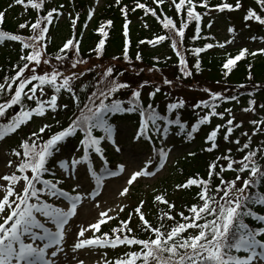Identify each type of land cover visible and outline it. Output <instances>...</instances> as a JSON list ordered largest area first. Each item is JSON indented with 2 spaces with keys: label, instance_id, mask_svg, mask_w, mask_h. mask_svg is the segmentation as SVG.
I'll use <instances>...</instances> for the list:
<instances>
[{
  "label": "snow or ice",
  "instance_id": "snow-or-ice-1",
  "mask_svg": "<svg viewBox=\"0 0 264 264\" xmlns=\"http://www.w3.org/2000/svg\"><path fill=\"white\" fill-rule=\"evenodd\" d=\"M115 2L120 4L121 0H115ZM163 2L164 0H153V3L157 6ZM173 3L178 14L186 7L188 18L197 22L198 34L201 17L194 10L193 0H178V2L173 0ZM43 4L44 0H12L8 7L30 5L33 9L39 10ZM201 4L204 7L208 6L206 0H201ZM255 4L259 6V11L251 7L248 8L244 20H255L260 25H264V0H255ZM216 7L220 10H231L233 7L240 9L242 4L241 0H235L234 5L232 3H221ZM135 8L142 9L146 13L150 12L154 17L157 16L155 10L147 7L140 0H135ZM55 12H57V9L52 8L46 15L38 16L30 24V29L34 33L32 36L23 37L8 31H0V42L5 40L19 41L22 45V53L26 49H32L20 56L22 63L13 66L16 69L15 73L10 77L6 76L4 78L5 82L0 83V96L5 97L0 102V118L5 121L0 122V141L15 133L22 125H26L34 116L44 117L49 109L53 113H56L60 107L67 109L68 104L61 106L58 103L62 90L70 95L79 111V115H75L66 127L61 126L60 130L51 133L47 139H44L42 134L50 131L51 125L45 123L38 130L32 131L28 138L22 139L18 145V148L23 150L22 152L17 149L12 150L13 155L21 157L20 162L15 165L20 175L13 172L10 175L0 176V179L7 182L6 185H0V189H3V195L0 196V264H57L56 258L61 253L67 255L64 248L66 226L69 224L70 219L78 214V206L84 198L82 194L77 192L81 185L77 183L75 188L67 191L61 186L63 178L56 180L44 178L45 173H52L53 176H56V173L48 167V164L61 151L62 143L67 138L77 135L78 132L83 133V138L80 140L83 154L79 158H70V161L61 159L59 161V169L72 173L76 171L78 165L86 164V173L90 174L95 181L96 188L99 189L104 183L105 176L103 174L118 176L125 171L123 164L118 166L117 171H112L107 167L108 160L105 157V150L101 146L102 141L105 140L117 144L114 138L116 127L109 122L111 115L117 113H138L140 123L139 131L135 137L137 140L143 137L150 141L153 136L160 135L164 137V140H167L169 127H162L159 121H163L168 126H178L179 130L185 132L188 138L191 139L193 134L198 132L200 125L209 123L211 117L219 116L223 119L226 113L229 116L231 115V109H225L223 112L217 111L219 107L218 101L237 100L236 95L224 96L220 92H213L205 88L204 91L209 93V99H202L192 107H202L208 109V112L200 116L190 130L186 131L187 126L182 122L179 114H176L174 119H169L167 115H161L152 103H149L147 107L142 106L141 89L150 84L149 80H144L136 88H131L130 84L115 79L114 67L108 66L104 69L100 79L96 81V90L87 96V102L83 103V107H79L81 99L74 90L73 82L83 77L86 72L71 71V69H76L78 64L85 63L79 57L78 41L68 39L54 57L61 65L66 64L68 61L71 62L70 69H65L68 72L67 75L55 65L51 67L50 71L45 70L42 74L38 71L41 64H50L51 57L44 58L46 45L43 41L45 34L49 30L48 24L51 23ZM120 12L124 14L125 7H121ZM5 15L4 11H0V25L3 24ZM91 15L92 12L90 11L89 18H91ZM42 22L44 23L42 24ZM73 23H75V20H73ZM105 23L110 25L111 21H106ZM127 25L128 20L125 17V51L123 54L125 61L129 60L127 54ZM162 25L164 29L168 30L169 34L154 36L147 43L170 41V47L179 57L180 70L183 76H191L193 73L180 51L183 46L186 22L182 20L179 27H177L171 18L164 17ZM18 27L24 29L29 27V24L25 21L20 23ZM98 31L103 36H107V33L103 31V25ZM228 31L233 32L234 29L230 27ZM197 38L198 35L192 37L194 40ZM232 42L230 40L225 43ZM104 43V39H100L96 44L95 53L97 56H100ZM70 46L74 49V56L72 57L66 52V50L70 49ZM213 46V44L208 43L203 48H195L194 52L199 54ZM223 46V44L219 45V47ZM258 51L264 54V48H260ZM246 54L255 56L256 52L249 53L248 49L243 48L234 58L229 57L222 65L223 69L227 70L224 75L227 76L236 61ZM112 59L115 60L117 57L114 56ZM136 59H141L139 53H137ZM154 59L158 60L155 57ZM193 67L196 71H199L200 61L197 60ZM248 67L251 68V65H248ZM91 70L89 68L86 71L90 72ZM154 70L159 71L156 65L148 69L149 72ZM163 84L172 85L173 81L164 78ZM45 85L53 90V94L48 96L47 99L43 98L47 96ZM121 89L130 90L131 96L127 106H124L122 100L112 98L113 94L118 93ZM83 90L82 86L81 91ZM160 91L161 88L159 86H154V91L150 92L149 96H155ZM37 92H39V95H37ZM27 102H33L35 106L28 105ZM255 103V100L250 99L248 101L249 106L245 107L243 111L255 112ZM185 104L186 102L183 99L170 102L166 106V111L172 113L174 110L184 108ZM15 105L21 106L20 112L9 116V110ZM260 107L264 108V105H260ZM234 119L232 117L226 121L225 141L229 140L235 128L241 127V124H234ZM250 123L255 126L253 135L256 132H264V119L252 120ZM222 127L224 126L217 125L207 134L206 141L210 142V147L206 149L207 151L211 152L218 147L217 136ZM97 129L103 133L102 136L94 135V130ZM243 135L248 136V133H243ZM250 140L251 138L249 137V142L238 148L240 152L248 150L241 159H233L231 155L218 156L208 165L207 179L189 177L183 183L176 184L175 187L177 189H185L196 185L199 189L197 192L198 203L188 208L189 215H185L184 212L178 213L182 219L179 222H174L170 229L162 231L163 224L159 227L153 226L145 217L143 212L145 202L141 200L133 209V212L129 213L128 219L121 221L120 228L111 230V233L114 234L111 238L109 233H103L102 238H80L84 237L86 231V229L81 228L77 240L71 246V250L76 252L85 247H104L106 245L115 248L118 244L141 246L140 251H128L123 258H117L114 264H138V261L141 264H149L150 258L155 259L156 264H264V215L258 214L254 210L255 205L264 206V191H253V189H259L261 185H264V165L255 159L258 152L264 154V149L251 150ZM235 143L239 145V139ZM115 151H121L120 147L116 146ZM155 151L159 157L157 169L159 170V168L164 167V161L168 158L171 149L166 150L165 147L161 146ZM90 152H94L103 161L100 173L93 167ZM228 152L231 153V149ZM189 155H195V153L190 152ZM219 161H225L226 164H220L218 163ZM7 163L9 166L12 165L10 160ZM147 163L152 164V160L149 159ZM28 171H30V175L26 174ZM226 171H233L236 175L234 178L228 179L223 175ZM152 175L154 173L149 171L147 165H145L131 174V177L127 180V185H132L138 177ZM214 178H218L219 183L213 186L212 181ZM17 181H22L23 184L20 192L15 191ZM37 185H42V187H37ZM128 192L129 187H124L120 195L124 196ZM42 195L63 198L68 201L70 207L67 209L56 207L42 200ZM96 195H98V192L93 193V199H95ZM10 197L15 198L10 199ZM33 199H35V203L31 202ZM154 201L163 203L168 209H174L175 207L165 199L164 195H155ZM38 215L44 219H39ZM133 215L138 217V226L141 230L151 234L149 238L115 235L121 231L129 233L133 231L129 226V221ZM99 216L100 219L96 223L89 225V228L99 230L100 225L106 219L110 220L113 218L108 216L107 212H101ZM162 217L173 221L175 219L171 212H163ZM247 218L260 222V226H250L246 222ZM48 224L53 225L54 228L47 226ZM189 229L192 230L191 234L188 232ZM163 253H167V257H164ZM78 264H83V261H79ZM104 264H109V262L105 260Z\"/></svg>",
  "mask_w": 264,
  "mask_h": 264
},
{
  "label": "trees",
  "instance_id": "trees-1",
  "mask_svg": "<svg viewBox=\"0 0 264 264\" xmlns=\"http://www.w3.org/2000/svg\"><path fill=\"white\" fill-rule=\"evenodd\" d=\"M67 3H69V0H65ZM208 1L207 5L209 8H213L216 6V4L221 3L222 0H206ZM228 3L235 4V0H224ZM140 2L147 5V7L152 8L157 12V16H152V14L146 13L142 9L135 8V0H124L122 2V6H125V4H128L131 9L125 8V14L128 21L137 20V19H144L145 24L147 25V29H144L143 26L141 29L136 30L133 29L130 32V47L127 50V54L130 58L129 64H123V54H124V48H123V37H122V22L124 19L123 14L120 12V6L112 7L113 4H110L109 7L106 9L104 8V13L99 18H102V22L100 25H103V31L107 33V36H103L101 32H97L95 30L91 33L90 29L87 31L84 27L85 18L83 16V7H84V0H73L72 1V8L74 10V14L77 12L79 13V19L78 23L75 27V33L73 36L74 41H78L79 45V57L85 61L83 64H78L76 69H71V71L81 72L85 71L86 74L81 77L79 80H76L73 82L74 90L77 92V94L80 96L81 104L79 107H83V103L87 102V96L91 94L92 91L96 90V81L100 79L101 74L103 73L104 69L108 66H112L115 69L114 78L121 81L126 82L130 84L131 88H136L139 84H141L144 80H149L150 84L146 85L143 89H141V92L144 90H147L148 97H147V104L144 100H141V104L144 107H147L149 103H152L154 107L157 108L159 113L161 115H167L169 119H174L176 114H179L181 117V120L183 123L186 124V131L190 130L191 127H189L190 120L192 118V112L190 111L192 106L196 103H198L200 100H208L209 99V93H206L204 91L205 88L210 89L213 92H220L224 96H230V95H236L237 100L232 101H218L219 107L217 109H221L224 107L227 102L228 104L230 102L239 103L242 102L246 105H248V101L255 100V102H261L263 104L264 102V58L263 57H247L246 59L243 58L240 61H237L235 65L232 67V70L228 73L227 76L224 75V72L227 71L226 69H223L222 65L225 63L226 59L223 55H219L216 51L213 52L210 49H205L199 54H196L194 52V49L197 47L203 48L205 44L209 43V40L205 36L204 31L201 30L197 34V28L194 23V21H190L186 24V27L184 29V38H183V46L180 48L181 54L184 56L185 60L187 61L189 69L192 71V75L188 77H184L180 66L179 68L176 67L177 60L174 58L175 63L172 62L173 67V74L170 70L164 69V64L162 62H158L157 59H154V56L151 51L148 50L146 47L147 45L144 43H141L142 40L146 39L148 40L151 38V35L153 33H158L159 30H161V24L159 23L164 19V17H169L173 20V22L176 23V26L179 27V23L177 22L178 16L175 13V10L173 8V3L170 0H166V4H160L161 7H156L151 1H145L140 0ZM197 3H199V0H196ZM242 3L245 5L250 4L251 8L256 9L257 6L254 2H251L250 0H241ZM3 1L0 0V11H3ZM51 7V2L49 0H44L43 6L39 9H33L30 5L23 7V9H26V15L24 19L29 18H37V16H43L45 12ZM52 9V8H51ZM197 12L200 13L201 17L204 15L203 12L205 10L196 7L195 9ZM247 10V8H246ZM76 11V12H75ZM6 13L4 17V22L2 25H0V31H8L10 33H13L14 29L16 28L19 19H17V13H18V7H13L8 9L7 11H4ZM245 14V9L243 8L240 13ZM240 13L237 16L240 18ZM78 14V13H77ZM227 16L229 19V14L223 13ZM159 17V20H158ZM231 17V15H230ZM111 21V24L108 25L105 22ZM137 27V26H135ZM27 27L24 28L21 31V35H24V32L26 31ZM143 30V31H141ZM93 31V30H92ZM160 32V31H159ZM67 33V32H66ZM162 33V32H161ZM51 34V31H50ZM164 35H168V33H164ZM174 35V33H173ZM198 35L197 39H192L193 36ZM71 36V35H70ZM104 37L105 43L102 45V50L100 56H97L95 53L96 44L100 41V39ZM62 40V39H61ZM61 40H58L57 36H54V42H52V48L48 47V58L50 59L49 65H44L46 69L51 70V67L53 65L57 66L60 71L64 72L65 75L68 74L67 71H65L66 68L70 69V61H68L66 64H59L55 59V55L57 54L58 45L61 43ZM141 43V45H139ZM161 45L165 49H168L169 51H173L170 47V41L165 40L161 42ZM4 50H1L0 52V83H4V78L10 77L13 75L16 71V69L13 67L14 65L21 64L22 61L20 60V56L17 57V53L15 52V56H11V49L5 46L3 48ZM68 55L70 57L74 56V49L72 46L70 49H68ZM174 52V51H173ZM172 52V54H173ZM136 53H139L141 56L140 60L136 59V56H134ZM176 53V52H174ZM174 55V54H173ZM117 57V59L113 60V57ZM200 61V70L196 71V69L193 67L196 64V61ZM133 61V64H132ZM119 63V64H118ZM153 65H156V68L159 69V71L154 70L153 72H149L148 69L152 68ZM248 65H251V68L248 67ZM91 68L92 70L90 72L86 71L87 69ZM132 68V69H131ZM250 73V78H249ZM168 78L173 81L172 85H164L163 79ZM84 79L86 81L84 82ZM9 82H11L9 80ZM243 85V87H241ZM83 86V91H81V87ZM154 86H159L161 88V91L157 93L155 96H149V93L154 91ZM15 87V85H14ZM13 87V91H14ZM102 87V85H100ZM27 90V89H26ZM45 91L47 93H51L52 89L49 87H45ZM115 97L118 99L124 100L130 98V90L129 89H121L118 91V93L114 94ZM5 97L0 96V102L3 101ZM180 99L185 100L186 104L185 107L179 110H174L172 113H168L166 111V106L170 102H176ZM28 103V102H27ZM58 103L62 106L64 104H68V108L64 109L63 107H60L57 109V112L61 114V117L64 119H68L71 117V115H79V111L77 108L76 103L70 98V95L67 92H64L62 90ZM227 104V105H228ZM124 106H127V104H124ZM248 107V106H247ZM195 109V108H194ZM244 109V108H243ZM206 111V110H204ZM202 111V113L204 112ZM11 113V109L9 110V116ZM261 113H264V110H261ZM119 117L122 119L125 116H127V119H130L132 121H137L140 117L138 113H132V114H126V113H120ZM126 114V115H124ZM255 117L260 118L256 112H254ZM73 117V118H74ZM3 119L0 118V122ZM253 120H256L255 118ZM163 122V121H161ZM164 123V122H163ZM179 130L178 126L171 125ZM245 126H242L241 128H244ZM202 129V128H201ZM198 130V132L193 134V138L189 139L188 136L185 134V132H182L181 135L183 136L185 142L189 143L192 140H198L199 145L195 150H193L191 153H195V155H188L183 159V161H179V164L181 166V173L182 177L173 182V186H176L178 183H183L186 181L189 177L192 178H204L207 179V171H208V165L213 160L216 159L218 156L222 155H231L233 159L239 160L242 158L244 154L248 150H244V152L238 151V148L242 147L244 143L249 142L250 140V149L251 150H257V149H264V137H258L257 134L253 135L252 131L250 134V129H244L245 132H238V128L235 129V131L231 134V141L234 144L237 139H239L240 144L238 148H232L230 147L231 142L225 143V145H221L222 138L220 137L217 141L218 147L216 149H213L211 152L207 151V147L205 146V143L203 142L204 139H206L207 134L206 132H203V130ZM238 132V133H237ZM240 133V134H239ZM243 133H248V136H244ZM244 136L245 138L242 139ZM210 144V142H208ZM227 147H230L231 153L228 152ZM224 150V151H222ZM260 164L264 165V154H261V152H258L257 157L255 158ZM220 164H226L225 161H219ZM48 167H51V162H49ZM236 167V165H234ZM218 170V169H217ZM223 175L228 178L232 179L236 175L233 171H226L223 173ZM247 175V173H245ZM219 183L218 178H214L212 181V185ZM198 187L196 185L190 186L185 189H181L179 195L177 198L171 197L170 199L174 201V209H168L166 205L163 203L159 206V208H155L150 202L148 203V208L153 212V214H158L157 217H153L151 213H148V208L143 209V212L145 214V217L148 221L151 222L153 226L159 227L161 224H163L164 227L170 229L169 222H179L181 221V217L178 215L180 212H184L185 215H189L188 208L191 207L193 204L198 203ZM260 190L264 191V185H261L259 189H253V191ZM168 198V197H167ZM166 198V200H167ZM254 210L257 211V213H264V206L255 205ZM159 212V213H158ZM163 212H171L172 216L175 218L173 220H169L166 217H162ZM149 214V215H148ZM246 222L249 223L250 226H255V220L252 218H247ZM139 224L135 221L131 220L129 221V226L133 229L132 232H125L124 235L128 236H136L138 238H144L147 239L150 237L151 234H148L141 230V228L138 226ZM164 231V229H162ZM189 234L192 233V230H188ZM140 249L137 248L136 251H139ZM135 251V250H134ZM167 253H163L164 257H167ZM140 263V262H138ZM149 264H156V260L153 261L151 258L149 260Z\"/></svg>",
  "mask_w": 264,
  "mask_h": 264
},
{
  "label": "rangeland",
  "instance_id": "rangeland-1",
  "mask_svg": "<svg viewBox=\"0 0 264 264\" xmlns=\"http://www.w3.org/2000/svg\"><path fill=\"white\" fill-rule=\"evenodd\" d=\"M107 0H92V12H96L102 8L104 3ZM58 19L54 23V36H57L58 40H61L66 32V21L68 14H66L61 8L57 11ZM216 24L213 25L214 33L210 34L211 42L214 45L216 51H231L236 49H243L244 47H249L253 51H257L260 48H264V43L252 41L249 33H231L225 29V27H218L224 25V22L220 18L215 19ZM217 29V30H215ZM210 30V28H209ZM249 36V37H247ZM233 41L232 43H225L226 41ZM220 44H223V47H219ZM5 47L4 43H0V50ZM240 107L237 104L231 106V115H228V119L234 117V122H243V125L251 128V118L253 114L251 112L244 113L238 111ZM54 122V119H50V123ZM116 127L115 140L117 144H113L111 141H102L101 146L105 150V157L108 160V167L111 170H118V166L123 164L125 166V171L118 176L104 179V183L101 188L97 189L95 181L91 178L90 174L86 173V164L78 165L76 171L69 173L65 172L62 169L57 171L56 179L63 178V184L61 185L64 190L70 191L72 188H75L77 183L81 185L77 189V192L83 195V200L78 206V214L72 217L69 221V224L66 226V243L64 245L67 255L61 253L57 259V264H78L79 261H83V264H104V261H111V264H114V261L118 258L120 253V258L124 257V251H132V245H129L126 250L118 252V250H111L110 245L104 247L95 246V247H85L84 249L77 250L73 252L71 246L78 238V233L81 228L86 229L84 237L80 238H92L94 237L98 230L89 228L88 226L96 223L100 216L101 212H107L108 216L113 217L112 219H106L104 223L100 225V228L104 224H108L118 213L127 210L131 206H137L141 200L145 203L143 207H146L149 201H154V196L157 194L164 195L169 194L173 191L172 181L175 177L179 178V175H182L180 170H177L178 173L174 174V177H171L170 170L173 165L177 163L176 160H179L185 154L192 151L195 145L185 148L184 145L180 142L179 138L169 130L167 140H164L162 135L154 137L158 146L165 147V149H171V152L168 154V158L164 161V167L159 168L153 167L151 164H148V160L153 158V148L150 144L142 142L141 139L137 140L136 134L139 131V125H136L130 121L126 122H115L112 123ZM27 127V126H26ZM25 126H21L18 129L13 137L7 142H0V176L10 175L13 172L16 173L17 168L15 165L17 161L15 156L11 155L12 150L15 148L16 143L19 142L25 135ZM32 131L38 130L41 127V121H33V125H29ZM101 136L103 133L100 131ZM46 139V138H44ZM163 141V144H162ZM116 146H119L121 151H115ZM83 154L82 146L80 142L75 144H70L65 151L63 157L60 156L57 160V166L59 167V161L61 159L69 160L72 157L79 158ZM90 157L92 158L93 167L98 173H100L101 168L103 167V161L94 153L90 152ZM12 161V165H8V161ZM113 160V161H112ZM145 165L147 169L154 173L152 176H141L138 177L132 185H127V180L131 177V174L137 170H140ZM170 177L172 180H170ZM7 182L0 179V185H6ZM15 186V191L20 192L22 189V181H18ZM42 186V185H39ZM124 187H129V192L124 196L120 195V192ZM98 192V195L93 199V193ZM174 193L177 194V191ZM76 194V193H73ZM3 195V189H0V196ZM176 197V196H175ZM13 197H10L12 199ZM48 200L52 201L56 207H61L67 209L70 207L67 200L63 198L50 197ZM167 200L172 203L170 198ZM148 208V207H147ZM123 209V210H121ZM39 219H44L42 216L38 215ZM170 227L173 225L172 222L167 221ZM47 226L53 227V225L48 224ZM99 228V229H100ZM164 230L168 228L163 227ZM101 238V237H100ZM155 261V259H153ZM110 264V263H109Z\"/></svg>",
  "mask_w": 264,
  "mask_h": 264
}]
</instances>
